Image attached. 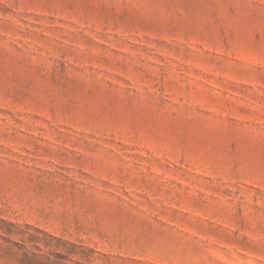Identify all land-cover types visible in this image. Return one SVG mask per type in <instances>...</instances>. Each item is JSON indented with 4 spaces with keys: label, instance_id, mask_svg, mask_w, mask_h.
Masks as SVG:
<instances>
[{
    "label": "rangeland",
    "instance_id": "374dc122",
    "mask_svg": "<svg viewBox=\"0 0 264 264\" xmlns=\"http://www.w3.org/2000/svg\"><path fill=\"white\" fill-rule=\"evenodd\" d=\"M0 264H264V0H0Z\"/></svg>",
    "mask_w": 264,
    "mask_h": 264
}]
</instances>
